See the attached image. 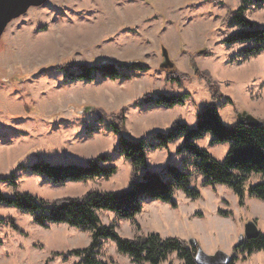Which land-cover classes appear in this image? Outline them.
<instances>
[{"label": "rangeland", "instance_id": "obj_1", "mask_svg": "<svg viewBox=\"0 0 264 264\" xmlns=\"http://www.w3.org/2000/svg\"><path fill=\"white\" fill-rule=\"evenodd\" d=\"M243 4L246 17L264 26V4L243 0H47L14 19L0 38V176L15 173L17 190L49 201L80 196L94 188H127L132 165L117 150L119 135L110 128L111 121L115 122L110 116L124 113L125 135L130 139H150L156 131L167 132L176 120L194 127L197 114L212 96L206 81L190 66V54L200 70L210 71L218 81L224 97L217 106L225 124L234 125L243 111L263 119L264 50L245 55L242 49L247 43L225 42L240 29L232 21L223 22L227 9ZM164 47L177 74L187 75L180 83L160 67ZM136 60L149 68L114 80L99 73L89 81L73 79L55 69L67 63L76 70L82 63ZM158 92L188 95L184 104L173 107L144 103L146 94ZM211 139L208 133L195 141L223 160L230 144ZM182 141L179 137L167 147H149L147 166L159 171L165 164H185L191 186L200 196L190 198L178 190L175 208L164 201L145 200L134 221L102 210V222L114 223L125 237L160 232L164 237L194 239L209 254L219 249L236 254L234 264H264V250L250 255L234 251L248 221H255L264 233V200L248 195L241 205L228 185L205 184L189 152L178 151ZM105 153L117 166L109 178L55 183L19 167L40 159L83 163ZM260 178L253 175L250 182ZM14 189L0 179L2 192L12 194ZM10 216L21 231L5 221ZM0 238V264H78L80 257L67 253L88 246L91 232L67 223L43 226L30 212L0 203ZM97 257L107 262L112 257L113 264H149L119 252L111 239L103 240ZM182 263L171 253L161 264Z\"/></svg>", "mask_w": 264, "mask_h": 264}, {"label": "trees", "instance_id": "obj_2", "mask_svg": "<svg viewBox=\"0 0 264 264\" xmlns=\"http://www.w3.org/2000/svg\"><path fill=\"white\" fill-rule=\"evenodd\" d=\"M244 3L251 2L264 4V0H243ZM228 12L223 22L232 21L240 29L232 32L225 42L234 44L245 42L248 46L242 49L245 55H253L264 50V26H258L245 15L246 6L240 5ZM190 66L199 79H204L209 87L212 101L207 103L197 114V122L194 127L185 122L174 121L171 129L167 132L156 131L152 138L130 139L125 135V115L123 112L116 113L111 117V129L119 135L117 150L123 154L132 165V173L127 188L120 191H106L91 189L80 196H63L51 201L40 198L30 192H22L16 189V174L9 176L1 175L0 179L14 186L12 194H6L0 190V203L16 207L20 210L30 212L34 220L40 225L49 223H67L82 230L91 232V242L83 248L70 250L67 255L80 257L78 264H113L110 257L109 262L97 257L103 240L111 239L116 243L119 252L129 255L138 263L161 264L171 253H176L183 260L182 264H198L195 254L198 250L197 242H189L175 236H162L158 232H150L136 238L120 235L114 223L104 224L99 212L102 210L112 211L119 218L134 221L137 214L143 209L145 200H159L177 207L175 193L183 190L186 196L197 198L200 191L191 186V173L186 165L178 166L165 164L159 171H154L147 166V149L149 147H167L170 142L182 137L183 141L178 146V151L186 150L192 157L193 165L204 178V183L226 184L233 189L238 196L239 203L244 204L245 198L255 196L264 200V118L260 119L258 125L239 123L227 125L223 122L217 101L223 96L218 81L213 78L210 71L200 70L194 55L190 54ZM71 63L62 64L55 69L65 71L66 77L73 79L92 80L99 73L101 76L118 79L129 78L130 71L148 69L149 65L128 62H107L100 64H78L76 70H71ZM170 76L172 81L181 82V77L186 74H177L175 68ZM186 94H168L158 92L148 93L144 96V103H154L173 107L184 104ZM230 102V98L226 97ZM105 116V115H103ZM210 133L212 143L228 142V152L223 160L215 158L212 153L199 146L196 139ZM110 154H99L86 162L52 163L46 160H37L26 168L30 172L42 175L55 183L66 181H85L98 177L109 178L117 172V166L111 164ZM188 161V160H187ZM253 175L261 178L250 182ZM228 215V211H220ZM10 226L21 231L14 217H6ZM2 239L0 238V245ZM242 250L248 255L256 250H264V233L255 238L243 239L234 246V251ZM59 255V253H55ZM66 255V256H67ZM230 264H234L238 256H231Z\"/></svg>", "mask_w": 264, "mask_h": 264}, {"label": "water", "instance_id": "obj_3", "mask_svg": "<svg viewBox=\"0 0 264 264\" xmlns=\"http://www.w3.org/2000/svg\"><path fill=\"white\" fill-rule=\"evenodd\" d=\"M47 0H0V38L5 32L7 26L14 19L19 18L25 14L31 7H37L44 4ZM201 52H204L202 50ZM163 60L160 63V67L169 72H173L175 63L171 60L168 50L162 48ZM128 63H140V61H131ZM239 123H245L248 125H258L261 120L256 116L243 111L238 114ZM260 234V230L255 221L250 220L244 226V233L240 235L238 243L243 239L255 238ZM189 242H195L194 239H190ZM237 243V244H238ZM231 255L223 250H217L213 254L205 252L201 247L198 248L195 254V261L198 264H230Z\"/></svg>", "mask_w": 264, "mask_h": 264}, {"label": "crops", "instance_id": "obj_4", "mask_svg": "<svg viewBox=\"0 0 264 264\" xmlns=\"http://www.w3.org/2000/svg\"><path fill=\"white\" fill-rule=\"evenodd\" d=\"M164 205V204H163ZM168 207V206H167ZM178 207V206H177ZM173 208H175V207H173ZM158 233H160V232H158Z\"/></svg>", "mask_w": 264, "mask_h": 264}]
</instances>
